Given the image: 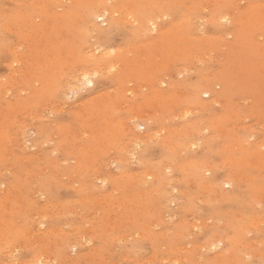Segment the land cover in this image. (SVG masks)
Instances as JSON below:
<instances>
[{"label":"rangeland","instance_id":"374dc122","mask_svg":"<svg viewBox=\"0 0 264 264\" xmlns=\"http://www.w3.org/2000/svg\"><path fill=\"white\" fill-rule=\"evenodd\" d=\"M0 264H264V0H0Z\"/></svg>","mask_w":264,"mask_h":264},{"label":"bare ground","instance_id":"6f19581e","mask_svg":"<svg viewBox=\"0 0 264 264\" xmlns=\"http://www.w3.org/2000/svg\"><path fill=\"white\" fill-rule=\"evenodd\" d=\"M102 11V10H101ZM106 15V14H105ZM102 17L103 16H100V17H97V18H100V19H102ZM159 20V19H158ZM227 20L226 19H224V22H226ZM150 24V23H149ZM154 25L152 24V27H153ZM154 28H156V27H154ZM153 29V28H152ZM152 33V32H151ZM113 65V64H112ZM111 65V66H112ZM116 65V64H115ZM113 68H115L114 67V65H113ZM89 75V74H88ZM87 74H83L82 75V81H85L86 83H87V85H94V81H93V79L90 77V76H88ZM91 75V74H90ZM94 75H96V74H94ZM80 78H81V76H79ZM76 79V78H75ZM78 81H80L81 82V80L79 79ZM75 82H76V80H75ZM82 83V82H81ZM77 86V85H76ZM80 87V86H79ZM86 87V86H85ZM163 87V86H162ZM72 89V88H71ZM207 96V95H206ZM138 144V143H137ZM170 201V200H169ZM167 208V207H166ZM256 225V224H255ZM254 225V226H255ZM258 225V224H257ZM253 226V225H252ZM257 227V226H256Z\"/></svg>","mask_w":264,"mask_h":264}]
</instances>
